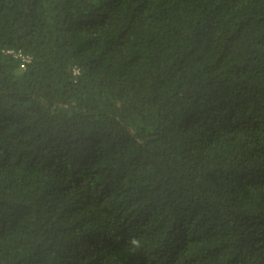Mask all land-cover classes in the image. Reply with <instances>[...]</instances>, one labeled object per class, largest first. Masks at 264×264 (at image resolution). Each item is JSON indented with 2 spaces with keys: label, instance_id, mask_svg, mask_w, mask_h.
Returning a JSON list of instances; mask_svg holds the SVG:
<instances>
[{
  "label": "trees",
  "instance_id": "obj_1",
  "mask_svg": "<svg viewBox=\"0 0 264 264\" xmlns=\"http://www.w3.org/2000/svg\"><path fill=\"white\" fill-rule=\"evenodd\" d=\"M0 264H264V0H0Z\"/></svg>",
  "mask_w": 264,
  "mask_h": 264
},
{
  "label": "built area",
  "instance_id": "obj_2",
  "mask_svg": "<svg viewBox=\"0 0 264 264\" xmlns=\"http://www.w3.org/2000/svg\"><path fill=\"white\" fill-rule=\"evenodd\" d=\"M6 53L11 54L14 58L18 59L21 63V67L25 68L28 63L31 61V56L23 52L21 49H6ZM74 73H78V69H74Z\"/></svg>",
  "mask_w": 264,
  "mask_h": 264
},
{
  "label": "clouds",
  "instance_id": "obj_3",
  "mask_svg": "<svg viewBox=\"0 0 264 264\" xmlns=\"http://www.w3.org/2000/svg\"><path fill=\"white\" fill-rule=\"evenodd\" d=\"M131 243H132L134 246H136V247H139V246H140V241H139L138 239H133V240L131 241Z\"/></svg>",
  "mask_w": 264,
  "mask_h": 264
}]
</instances>
